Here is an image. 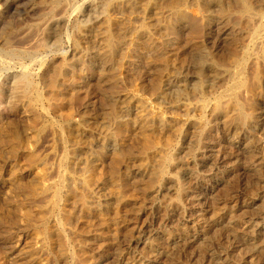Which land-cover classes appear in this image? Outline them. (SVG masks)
I'll return each mask as SVG.
<instances>
[{
    "label": "rangeland",
    "instance_id": "obj_1",
    "mask_svg": "<svg viewBox=\"0 0 264 264\" xmlns=\"http://www.w3.org/2000/svg\"><path fill=\"white\" fill-rule=\"evenodd\" d=\"M22 4L0 264H264V0Z\"/></svg>",
    "mask_w": 264,
    "mask_h": 264
},
{
    "label": "bare ground",
    "instance_id": "obj_2",
    "mask_svg": "<svg viewBox=\"0 0 264 264\" xmlns=\"http://www.w3.org/2000/svg\"><path fill=\"white\" fill-rule=\"evenodd\" d=\"M29 3V2H28ZM23 4L22 0H11L9 3L6 5V10L5 11H0V25H6L5 22L7 21L5 17H16V16H23L22 13L24 12L23 10ZM30 7V6H28ZM25 8V7H24ZM26 10V8H25ZM27 11V10H26ZM25 16V15H24ZM6 20V21H5ZM9 21V20H8ZM7 23V22H6ZM9 25V24H7ZM2 26V25H1ZM0 26V27H1ZM14 26V25H13ZM3 29V28H1ZM14 30V29H13ZM4 44V43H3ZM261 216V215H260ZM238 240V239H237ZM246 246V245H245ZM263 263V262H262Z\"/></svg>",
    "mask_w": 264,
    "mask_h": 264
}]
</instances>
